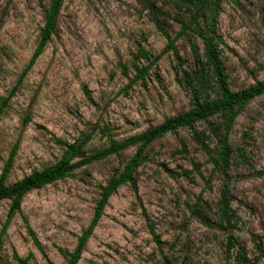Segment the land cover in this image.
<instances>
[{
  "label": "rangeland",
  "instance_id": "374dc122",
  "mask_svg": "<svg viewBox=\"0 0 264 264\" xmlns=\"http://www.w3.org/2000/svg\"><path fill=\"white\" fill-rule=\"evenodd\" d=\"M151 1L164 13L166 35L176 38L174 46L185 61L180 68L172 53L164 52L166 35L138 0L63 1L56 34L0 116V173L17 145L8 185L53 165L61 143L90 135L85 151L93 153L190 109L179 78L192 63L191 44L201 49L200 42L178 37L180 27L168 0ZM47 8L48 0H0V98L7 97L28 64ZM216 28L230 89L264 82V0H222ZM140 48L153 62L144 79L129 86ZM214 121L193 126L205 134L210 147L214 141L208 125ZM229 143L235 214L230 229L217 224L221 180L211 175L210 159L184 128L146 149L133 174L134 185L119 187L108 199L77 264H236L237 253L264 264L256 249L259 245L264 253V94L236 117ZM238 148L246 161L234 166ZM135 152L136 147L128 148L25 195L21 215L13 217L2 241L0 264H15L13 251L21 258L31 253L28 264H65L57 248L73 251L91 221L100 187ZM9 204L0 202V228ZM229 234L235 243L227 250Z\"/></svg>",
  "mask_w": 264,
  "mask_h": 264
},
{
  "label": "trees",
  "instance_id": "16d2710c",
  "mask_svg": "<svg viewBox=\"0 0 264 264\" xmlns=\"http://www.w3.org/2000/svg\"><path fill=\"white\" fill-rule=\"evenodd\" d=\"M64 0H48V8L44 11L43 25L39 30V38L34 52L19 76L17 84L12 88L6 98H0V116L7 108L10 99L16 93L21 81L34 65L36 59L41 55L43 49L50 41L52 35L56 34V20L58 12ZM143 4L152 16L156 28L165 32L164 13L156 7L151 0H138ZM171 3L175 17L174 21L180 27L178 37L188 36L199 40L201 49L197 43L191 44L190 68L182 70L179 82L189 96L190 109L179 113L174 117L165 119L162 124L150 127L143 133L134 135L122 141H110L107 148L93 153L85 151L90 135L76 139L70 144H62V152L58 160L51 166L32 172L24 176L20 181L8 185L6 183L8 174L13 165L17 145H14L3 165L0 173V202L8 201L9 209L4 223L0 228V252L2 241L5 238L8 226L16 214L21 215V201L29 192L41 189L56 181L65 179L73 174L74 171L106 159L109 156H117L120 152L136 147V152L130 157L127 163L117 170L109 178L106 184L100 187L98 201L96 202L91 221L87 228L77 237L76 246L72 252H67L57 248L59 254L65 259V264H77L83 249L90 238L94 228L103 215L104 208L108 199L115 191L125 185H134L133 174L145 159L146 149L156 140L165 137L180 129L191 130L192 139L200 147V150L211 161V175H216L221 180L219 199L217 202L218 227L228 230L232 227L235 214L231 209V197L229 192L230 175L229 169L232 164V150L229 143V134L234 120L241 111L254 98L264 94V82H258L246 89L232 91L228 85L227 76L224 72L222 60L220 58L222 44L221 38L217 35V19L222 0H168ZM42 0H39L41 3ZM167 44L164 52H171L177 67H182L185 61L180 58L174 46L175 39H170L167 35ZM150 53L140 48L134 56L131 67L134 72L129 86L137 81L143 80L151 68L152 60ZM145 62V65L141 64ZM85 94L90 99L89 93ZM213 95V98L211 97ZM211 118L215 121L209 123L208 133L213 138L214 146L206 142L207 137L204 133L193 129L197 122H206ZM26 122V120L24 121ZM103 132V130H101ZM246 155L243 150L237 149L234 159V166L245 163ZM193 170L202 178L196 165ZM189 172H183L188 176ZM28 235L35 245L41 250L34 233L29 228L26 220L23 219ZM154 234L153 232H151ZM156 244H160L158 237L154 236ZM235 239L231 234L228 236L227 250L233 247ZM257 253L264 257V253L259 245L256 246ZM12 260L15 264H28L32 258L29 253L25 258H21L15 251L12 252ZM258 258L255 259V261ZM236 264H255L247 259L243 254L237 253L235 256ZM52 264V263H48Z\"/></svg>",
  "mask_w": 264,
  "mask_h": 264
}]
</instances>
